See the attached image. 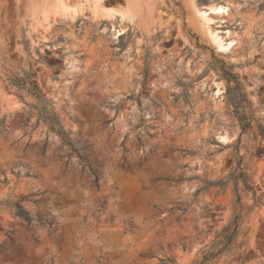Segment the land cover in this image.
Segmentation results:
<instances>
[{"label": "rangeland", "instance_id": "374dc122", "mask_svg": "<svg viewBox=\"0 0 264 264\" xmlns=\"http://www.w3.org/2000/svg\"><path fill=\"white\" fill-rule=\"evenodd\" d=\"M35 1L0 0V264H264V0Z\"/></svg>", "mask_w": 264, "mask_h": 264}, {"label": "trees", "instance_id": "16d2710c", "mask_svg": "<svg viewBox=\"0 0 264 264\" xmlns=\"http://www.w3.org/2000/svg\"><path fill=\"white\" fill-rule=\"evenodd\" d=\"M229 81H230V79H229ZM35 88H37V87H35ZM234 90H235V92L237 94L236 96L239 100L238 104H241L242 103L241 100L244 97V95L242 93L240 83L237 81H236V86H235ZM245 119H246L245 116L241 117V121H243ZM248 127H249V124H245L243 126V130H246ZM63 135L65 136L64 133H63ZM230 182H233L235 185V191L237 193V204L239 206V212L234 216L231 224L229 226H227L222 231V233L218 236L220 238L219 241L214 242V244H213V247H215L216 245H221L222 247L220 249H218V251H216V252L215 251L208 252L204 257L205 261H209L210 259L214 258L221 251L232 250V248L236 242V238L241 232V228H242L244 221H243V213H242L243 205H242L241 197L238 194L239 185L242 184L243 189H245L246 191H249V192H253L254 198L255 199L257 198L253 183L251 182L250 177L247 173L246 167L243 163V158H240L238 160L236 168L234 169L233 172L230 173V175H229V177H227V179H219L216 181H210V182H208L207 186L204 187V189H207L209 187H218L219 189L224 190V189H226V187L229 185ZM16 207H17V213H18L19 217H21L26 222L31 223L33 219L30 216L29 212L26 209H24L23 206L20 205L19 203L16 204ZM171 261L173 262V260H171Z\"/></svg>", "mask_w": 264, "mask_h": 264}, {"label": "bare ground", "instance_id": "6f19581e", "mask_svg": "<svg viewBox=\"0 0 264 264\" xmlns=\"http://www.w3.org/2000/svg\"><path fill=\"white\" fill-rule=\"evenodd\" d=\"M91 2L94 6L93 11L96 14V12H98L101 9L102 2L101 0H91ZM36 3L37 4L36 5L34 4V6H41V10H43L44 12L50 14L61 12V14L62 13L64 14L69 12L77 13L78 11L77 3L79 2L73 3L72 1L69 0H44V1L38 0ZM138 8H139V0H126L125 5L119 8V10L123 13V15L132 16L138 10ZM224 9H225L224 6L221 5L211 6L208 9L209 14H205L204 18L211 20L212 19L211 16H221L224 13ZM210 39L217 45V47L221 51H227L232 45V43L225 42V40L221 38L218 33H212Z\"/></svg>", "mask_w": 264, "mask_h": 264}]
</instances>
